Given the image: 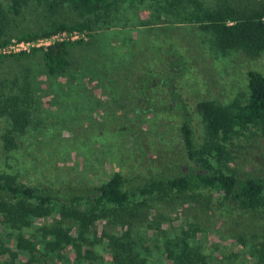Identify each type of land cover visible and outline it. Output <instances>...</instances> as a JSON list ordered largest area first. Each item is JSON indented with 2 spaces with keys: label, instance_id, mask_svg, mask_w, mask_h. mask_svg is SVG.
I'll return each mask as SVG.
<instances>
[{
  "label": "rangeland",
  "instance_id": "374dc122",
  "mask_svg": "<svg viewBox=\"0 0 264 264\" xmlns=\"http://www.w3.org/2000/svg\"><path fill=\"white\" fill-rule=\"evenodd\" d=\"M189 1L184 4L194 10ZM193 1L211 9L223 4L240 10L264 5V0ZM169 2L116 0L109 13L94 19L85 44L70 49V67L61 76L47 73L42 51L20 59L0 55L5 56L0 61V100L27 90L30 118L25 132L14 133L19 143L13 150H7L3 140L12 132L11 122L0 118V175H12L30 187L59 188L101 185L116 173L142 184L193 169L183 144V124L190 121L196 145L202 147L206 130L199 104L246 103L248 72L264 74V53L251 58L240 50L219 51L212 33L184 23L167 10ZM0 9L8 14L12 39L53 22L79 20L66 4L50 11L47 2L33 3L18 17L8 0H0ZM147 69H153L149 93L133 86ZM221 143L223 156L216 153L210 159L215 168L264 181V124L238 130ZM221 202V194L209 188L140 196L87 231L76 221L52 214L23 231L37 246L19 261L115 264L107 245L110 235L127 237L146 264H169L166 241L187 235L204 264H263L256 251L264 241V215L241 210L231 214ZM54 224L85 244L90 256L83 250L78 259L73 246L53 254L46 250L43 234ZM16 236L17 232L0 230V250L14 251ZM5 263L0 257V264Z\"/></svg>",
  "mask_w": 264,
  "mask_h": 264
},
{
  "label": "trees",
  "instance_id": "16d2710c",
  "mask_svg": "<svg viewBox=\"0 0 264 264\" xmlns=\"http://www.w3.org/2000/svg\"><path fill=\"white\" fill-rule=\"evenodd\" d=\"M14 16H20L24 7L37 3H48L51 11L61 5H68L79 17L71 23L53 22L39 32L23 33L18 41L35 42L49 38L58 33L79 32L90 36L94 29V19L102 13H109L116 5V0H8ZM169 10L175 12L184 23L198 24L205 31L212 33L216 48L221 52L240 50L251 58L264 53V5L240 10L228 4L213 9L205 8L198 1L194 10L185 5V0H171ZM8 14L0 9V48L8 46L12 38L8 31ZM85 40H64L48 47L33 48L30 53L21 52L11 55L13 58L31 57L36 52H43L47 73L61 76L70 67V49L84 45ZM5 56H0V61ZM153 69H147L133 81V86L142 92L149 93L153 87L151 80ZM248 99L246 103L238 101L227 106H218L212 101L199 104L206 130V140L198 148L195 133L189 120L181 128L183 144L188 159L193 162V169H184L176 176L156 177L137 184L119 173L97 186L65 185L59 188L38 186L30 187L17 181L12 175H0V230L17 232L16 249L0 250V257L5 264H38L19 261L24 253L32 251L37 243L23 233L32 228L37 220L57 214L63 220L78 222L84 231L87 228L109 217L111 211L121 210L140 196L156 194H186L187 192L207 189L219 192L222 209L231 210V214L258 212L264 215V181L261 179H241L215 168L211 163L214 154L223 156V143L228 142L238 130L247 131L264 124V74L257 70L248 72ZM23 95H11L0 100V118L8 117L12 132L6 135L4 146L7 150L17 148L19 140L15 134L26 131L30 124L27 90ZM147 98V95H145ZM212 203V197L210 198ZM209 202V203H210ZM210 203V204H211ZM211 208V207H210ZM221 209V210H222ZM85 227H84V226ZM42 243L52 254L60 252L66 246L75 247L77 258L84 254L90 256L91 250L84 249L85 244L75 242L70 231L60 224L46 228ZM108 249L115 264H146L139 258L127 237L108 236ZM165 258L169 264H204V258L194 251L188 242L187 235L168 239L164 245ZM257 256L264 264V241L257 248ZM78 264V262L76 263Z\"/></svg>",
  "mask_w": 264,
  "mask_h": 264
},
{
  "label": "built area",
  "instance_id": "2783aa9c",
  "mask_svg": "<svg viewBox=\"0 0 264 264\" xmlns=\"http://www.w3.org/2000/svg\"><path fill=\"white\" fill-rule=\"evenodd\" d=\"M76 39H83L87 41L88 37L87 34H82L79 32H73V33L62 32L53 35L49 38L39 39L38 41L35 42H25V41H18L17 39H12L11 43L8 46L0 48V55L21 53V52L29 53L30 51H32L33 48L46 50L48 49L49 46L54 45L57 42H63L64 40L75 41Z\"/></svg>",
  "mask_w": 264,
  "mask_h": 264
}]
</instances>
